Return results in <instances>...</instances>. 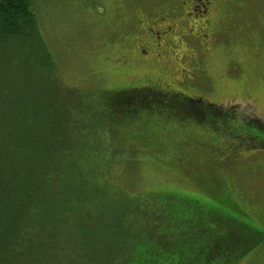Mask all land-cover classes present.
<instances>
[{"label":"rangeland","instance_id":"1","mask_svg":"<svg viewBox=\"0 0 264 264\" xmlns=\"http://www.w3.org/2000/svg\"><path fill=\"white\" fill-rule=\"evenodd\" d=\"M170 1L32 0L48 58H36L30 64L43 61L50 65L47 76H53L54 96L50 97L56 115L69 109L64 135L93 144L90 149H80L78 160L81 167L93 172L91 181L112 191L107 193L113 194L109 202H118L117 215L121 214L120 203L128 205L126 217L137 221L138 227L145 219L142 214H151V194L191 195L205 207L219 208L238 228V244L247 249L239 256L242 247L232 253L237 254L232 264H264V146L248 134L258 131L264 136L253 125L256 120L264 125V0L217 1L213 12L216 43L210 52H204L194 37H187L184 44L181 39L178 45L169 46L170 53L167 48L162 50L156 62L149 61L148 52V57H136L129 47L144 26L140 20ZM24 60L28 59L20 49L8 55L0 46L1 86L6 75L21 69ZM146 77L162 87L169 83L172 90L184 95L199 92L206 102L222 106L218 111L231 106L235 117L212 118V131L206 124L185 121L181 127L174 120H160L166 113L162 108L150 111L153 123L143 127L136 117L149 111L137 109L135 103L123 104L121 112L105 104L110 91L137 85ZM74 97L88 108H76ZM93 100L100 107L89 108ZM94 112L107 113L110 120L104 115L95 117ZM235 127L240 128L237 135L232 134ZM218 137L223 138L219 140L223 150L215 157L202 143H214ZM67 150L71 157L72 143ZM208 178L215 183L207 182ZM122 194L140 205L119 202L117 197ZM84 206L85 218L93 220L98 207L90 202ZM87 232L102 240L100 234ZM64 237L58 243L62 248H54V252L77 264L98 261L91 250L99 246L90 248L86 241ZM121 251L117 248L116 264ZM105 256H101L103 262ZM219 263H225V258L199 259L195 264Z\"/></svg>","mask_w":264,"mask_h":264},{"label":"trees","instance_id":"2","mask_svg":"<svg viewBox=\"0 0 264 264\" xmlns=\"http://www.w3.org/2000/svg\"><path fill=\"white\" fill-rule=\"evenodd\" d=\"M0 46L8 55L20 49L28 59L22 62L18 72L6 75L3 86L0 85V264H77L53 251L62 248L58 243L64 236L86 241L90 248L99 246L91 250L98 257L91 264H116L117 248L122 250L117 264H195L199 259L222 257L225 263L219 264H232L237 256L232 253L241 247L238 256L244 252L246 246L238 244V228L230 224L232 218L219 208L205 207L191 195L168 191L151 194V214L143 213L146 220L139 222L138 227L137 221L126 217L128 205L120 203L121 214H116L118 202H109L113 194L107 193L112 191L91 181L93 172L81 167L78 160L80 149H90L93 144L72 141L64 135L69 109L66 107L56 115L50 97L54 96L53 76H47L50 65L43 61L30 64L36 58H48L32 0H0ZM112 94L109 92L105 98L108 107L110 102L106 99L116 98ZM152 94L129 102L135 103L137 109L149 111L142 114L145 116L136 117L143 127L153 123L155 117L150 111L162 108H166V113L160 120L193 121L210 129L212 118L232 120L235 117L231 107L221 112L214 105L203 119H198L193 109L180 112L174 103L164 102L159 95ZM73 100L76 108H88L85 102L83 106L80 104L81 98ZM119 100L114 101V109L121 112L125 103ZM92 103L97 108L101 105L98 100ZM92 103L89 108H96ZM100 114L94 112L95 117ZM105 116L110 119L108 114ZM255 122L257 125H253L264 132V125L258 120ZM239 131L235 127L232 134L237 135ZM256 132L248 134L264 146V136ZM71 143L69 157L67 149ZM214 143L204 141L202 145L211 148L213 155ZM105 146L112 148L110 144ZM205 180L215 183L213 178ZM117 199L132 201L123 194ZM88 202L98 207L91 221L84 216V204ZM87 231L100 234L98 237L102 240L90 237ZM103 254L106 255L104 262Z\"/></svg>","mask_w":264,"mask_h":264},{"label":"flooded vegetation","instance_id":"3","mask_svg":"<svg viewBox=\"0 0 264 264\" xmlns=\"http://www.w3.org/2000/svg\"><path fill=\"white\" fill-rule=\"evenodd\" d=\"M217 1L219 4L221 3L220 0H172L159 6L156 10L148 12L140 20L144 23V26L140 27L134 43L129 47V51L141 59L148 57L149 53V61L156 62L154 59L160 55L162 50L167 48L170 53L169 46L178 45L181 39L180 43L184 44L183 40H186L187 37H194L201 44L204 52H210L216 43L214 37L216 24L213 12L218 8ZM157 75H159L157 78L160 79L161 72ZM193 76L197 80L196 76ZM171 88L172 86L169 83L164 84L162 87L154 83L153 79L146 77L139 81L137 85H123L114 91H110L113 92L112 95H116V98L106 100L110 102V108H115L114 101L119 99V101L127 104L133 102V99L141 100L142 97L154 93L159 95L164 102L174 103L180 112H182V109H193L198 119H203L206 112H210L209 108H215V104L206 102L199 92L198 94L191 91L187 93L188 95H184ZM178 122L175 124L183 126L184 123L181 122L185 121L179 119ZM190 122L195 124L193 121ZM212 149L213 153L215 151L219 154L223 147L220 146V142H216L213 144ZM215 162L216 160L213 161V163ZM211 167H214V164H211Z\"/></svg>","mask_w":264,"mask_h":264}]
</instances>
